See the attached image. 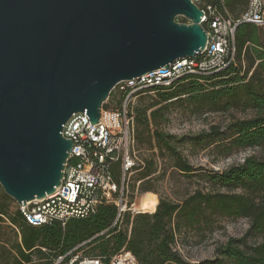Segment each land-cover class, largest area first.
Returning a JSON list of instances; mask_svg holds the SVG:
<instances>
[{"label":"trees","instance_id":"trees-1","mask_svg":"<svg viewBox=\"0 0 264 264\" xmlns=\"http://www.w3.org/2000/svg\"><path fill=\"white\" fill-rule=\"evenodd\" d=\"M244 1L226 0V5L235 12L236 5ZM234 42V61L225 69L210 75H184L168 86L135 94L137 99L130 105L135 122V147L154 141L158 154L138 158L131 174L137 171L134 183L139 181L140 191L157 193L155 183L162 177L152 175L158 157L167 159L169 167L187 178L197 175L183 152L185 146L190 151L209 149L219 158L246 150H258L260 154H248L222 170L199 172L204 188L195 189L177 201L158 195L154 211L135 215L126 212L115 224V205L101 203L85 218H71L64 225L54 221L33 226L0 186L2 263L54 264L62 257L58 264H65L77 256L72 264L83 258H99L101 264H111L115 255L129 252L136 264H264V26L239 24ZM150 90L155 92L154 97L142 95ZM113 91L119 94L120 107L124 94ZM175 105L195 114L230 111L249 114L231 116L224 125L212 124L207 130L177 137L165 132L162 126L166 113ZM119 107L103 103L104 109ZM110 171L119 183V163L112 164ZM12 202L15 209L10 207ZM216 216L247 219L246 236L228 238L215 248L212 259L197 263L185 260L177 249L182 235L210 230ZM5 229L13 231V240ZM247 235L261 240L248 244Z\"/></svg>","mask_w":264,"mask_h":264},{"label":"water","instance_id":"water-1","mask_svg":"<svg viewBox=\"0 0 264 264\" xmlns=\"http://www.w3.org/2000/svg\"><path fill=\"white\" fill-rule=\"evenodd\" d=\"M202 16L190 0H0L3 192L19 205L52 193L72 148L63 124L96 123L118 82L198 54Z\"/></svg>","mask_w":264,"mask_h":264},{"label":"built area","instance_id":"built-area-1","mask_svg":"<svg viewBox=\"0 0 264 264\" xmlns=\"http://www.w3.org/2000/svg\"><path fill=\"white\" fill-rule=\"evenodd\" d=\"M190 1L203 12L200 25L207 36L205 47L194 57L178 59L168 68L118 82L113 89L124 94L120 107L104 109L102 104L96 123H91L87 115L78 112L63 124L61 135L71 139L72 148L59 186L43 198L24 205L16 203L29 224L40 226L58 221L64 225L71 218L89 216L101 203L115 205L117 213L113 224L126 212L131 215L152 212L143 211L128 198L127 179L138 162L135 122L130 113L135 94L168 86L184 75H210L225 69L235 58L236 27L241 23L264 26V0H245L236 5L235 12L228 9L226 0ZM115 163H119V183L110 171ZM61 260L59 257L55 264ZM75 260L77 256L65 264H72ZM77 264H101V261L99 258H83ZM111 264H136V260L131 253L121 252L112 258Z\"/></svg>","mask_w":264,"mask_h":264},{"label":"rangeland","instance_id":"rangeland-1","mask_svg":"<svg viewBox=\"0 0 264 264\" xmlns=\"http://www.w3.org/2000/svg\"><path fill=\"white\" fill-rule=\"evenodd\" d=\"M175 21L179 23H189L187 19L181 16L175 17ZM142 95L146 98L154 97L155 92L150 90L146 91ZM118 96L119 94L112 90V93L109 95L107 101L109 107H119V100L117 101ZM136 99L137 97L132 99L133 103ZM248 114V112L238 111H230L227 113L207 112L195 114L190 113L184 106L175 105L169 109L168 113H166L167 119L162 126L165 132L180 137L185 134H196L202 130H207L212 124L224 125L231 116L244 117ZM135 150L136 155L140 160L151 154H158V149L155 146L154 141L150 144H143L141 146L137 145ZM183 152L196 169L195 174L197 175L187 178L169 167L170 164L167 159L158 157L157 169L152 175V177H162L155 183L157 193L154 194H156L157 199L158 195H164L171 200H180L186 194L193 192L195 189L205 187L203 179L198 176L199 172L222 170L233 162L241 161L242 158L248 154H260V151L258 150H246L227 158H219L217 153L209 149H193L190 151V149L186 146ZM112 167L114 168V165ZM136 174L137 171H134L130 176L128 198L130 200H134L136 204H138V201L141 200L143 194L146 192L139 190V181L134 183ZM115 177L118 178V174H116ZM10 207L11 209H15L16 206L12 202ZM248 226L249 222L245 218L216 216L213 218V226L210 230L203 229L199 233L189 232L182 235L181 241L177 244V249L182 257L191 263H197L205 259H212L215 256V248L217 246L225 243L230 237H245ZM5 231L10 240H13V231L9 229H5ZM260 240V237L253 235H247L246 237L248 244H253L259 242ZM0 264H3L1 260Z\"/></svg>","mask_w":264,"mask_h":264},{"label":"bare ground","instance_id":"bare-ground-1","mask_svg":"<svg viewBox=\"0 0 264 264\" xmlns=\"http://www.w3.org/2000/svg\"><path fill=\"white\" fill-rule=\"evenodd\" d=\"M138 202L139 203L137 205L140 206L143 211H153L158 202V199L156 194L152 192H146Z\"/></svg>","mask_w":264,"mask_h":264}]
</instances>
